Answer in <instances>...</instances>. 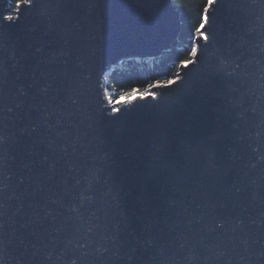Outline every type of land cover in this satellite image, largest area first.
I'll use <instances>...</instances> for the list:
<instances>
[{
  "label": "water",
  "instance_id": "obj_1",
  "mask_svg": "<svg viewBox=\"0 0 264 264\" xmlns=\"http://www.w3.org/2000/svg\"><path fill=\"white\" fill-rule=\"evenodd\" d=\"M207 16L174 82L110 106L172 0H0V264H264V0Z\"/></svg>",
  "mask_w": 264,
  "mask_h": 264
},
{
  "label": "trees",
  "instance_id": "obj_2",
  "mask_svg": "<svg viewBox=\"0 0 264 264\" xmlns=\"http://www.w3.org/2000/svg\"><path fill=\"white\" fill-rule=\"evenodd\" d=\"M15 11L21 0H9ZM181 14V33L171 48L161 57L145 60H131L106 73L105 89L112 101L131 98L152 86L169 83L175 78L182 64L190 63L197 29L204 24V9L209 8L210 0H172Z\"/></svg>",
  "mask_w": 264,
  "mask_h": 264
},
{
  "label": "rangeland",
  "instance_id": "obj_3",
  "mask_svg": "<svg viewBox=\"0 0 264 264\" xmlns=\"http://www.w3.org/2000/svg\"><path fill=\"white\" fill-rule=\"evenodd\" d=\"M11 10H13V9H11ZM16 11V10H15ZM197 34H198V32H197ZM197 34H196V36H197ZM195 39H196V37H195ZM193 54H192V59H191V61L193 60ZM188 63H186V64H182V65H187ZM176 78H177V75L175 76V78L174 79H172L171 80V83L172 82H174L175 80H176ZM171 83H167V84H171ZM167 84H165V83H159V84H156V85H154V86H152L150 89H147L145 92H143V93H141V94H134L131 98H121V99H119V100H116V101H112L111 100V97L109 96V94L107 93V91H106V97H107V99H108V102H109V105L110 106H114V105H118V104H121V103H123V102H126L127 100H130V99H135V98H138V97H147V96H149V95H151L152 94V89H154L155 87H157V86H161V85H167ZM153 95V94H152Z\"/></svg>",
  "mask_w": 264,
  "mask_h": 264
},
{
  "label": "snow or ice",
  "instance_id": "obj_4",
  "mask_svg": "<svg viewBox=\"0 0 264 264\" xmlns=\"http://www.w3.org/2000/svg\"><path fill=\"white\" fill-rule=\"evenodd\" d=\"M21 4H26V5H27V4H30V0H21ZM210 4H211V0H210ZM17 7H20V4H18ZM204 12H205V15H204L203 19H204V22H207V20H208V16H207L208 9L205 8V9H204ZM9 19H11V17H9ZM203 27H204V24L202 23V24L200 25V28L197 29V32L200 33L201 37H202L204 40H207V39H208L207 35H205L203 32H201V29H202ZM193 55H195V49H193ZM169 83H171V81H170Z\"/></svg>",
  "mask_w": 264,
  "mask_h": 264
}]
</instances>
